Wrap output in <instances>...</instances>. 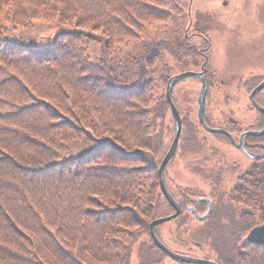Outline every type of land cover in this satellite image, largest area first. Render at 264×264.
Instances as JSON below:
<instances>
[{
	"label": "trees",
	"instance_id": "16d2710c",
	"mask_svg": "<svg viewBox=\"0 0 264 264\" xmlns=\"http://www.w3.org/2000/svg\"><path fill=\"white\" fill-rule=\"evenodd\" d=\"M1 4L8 8L2 10ZM166 4L0 0V264H129L143 235L152 249L165 254L148 228L152 219L173 211L157 171L173 137L165 142L163 110L169 104L165 94H156L153 67L166 54L180 62L201 57L202 66L208 57L207 45L191 42V33L173 42L145 39L149 20H174ZM34 18L54 24L49 45L33 47L6 37V23L28 27ZM138 38H144V47L130 54L124 48ZM93 41L100 53L97 62L89 63L86 47ZM183 120L181 115L182 126ZM250 137L252 147H263L255 142H264V134ZM74 139L84 146L72 152ZM260 183L248 180L249 196ZM168 188L180 206L172 217L175 228L185 230L187 205L200 211L205 204L190 188ZM210 216L200 220L203 229ZM195 237L192 233L186 242ZM254 246L264 250V245ZM244 254L237 249L224 258L202 257L240 264ZM147 257L140 253L139 264L158 263ZM248 262L264 264V254L253 253Z\"/></svg>",
	"mask_w": 264,
	"mask_h": 264
},
{
	"label": "rangeland",
	"instance_id": "374dc122",
	"mask_svg": "<svg viewBox=\"0 0 264 264\" xmlns=\"http://www.w3.org/2000/svg\"><path fill=\"white\" fill-rule=\"evenodd\" d=\"M166 3L174 20L167 23L149 20L143 33L145 39L165 37L173 42L191 33V42L202 48L207 45L205 52L208 57L205 68L201 64L205 60L201 57H185L184 62H180L166 54L165 59L153 67V77L157 80L156 94H165V84L170 75L186 69H203L207 79L204 116L209 125L221 126L228 122L235 138L241 130L264 125V113L255 110L248 98L249 91L264 78V0H166ZM7 8L2 5V10ZM131 21L138 23L135 17ZM30 24L21 27L6 23L5 35L33 47H44L52 42L53 23L34 18ZM143 40L132 39L126 48L122 47L131 51L130 54H137L144 47ZM86 48L89 56L85 60L97 62L99 43L93 41ZM123 58L127 60L125 56ZM164 66L167 69L162 79H158L157 75ZM199 87L200 78L189 75L177 81L171 89L173 102L183 116L184 125L181 126L177 150L163 171L167 187L172 189L174 185H180L196 193L208 194L212 204L211 216L203 229L205 221L196 219L187 209L189 222L185 230L175 228L176 219L172 218L159 223L156 229L161 240L175 251L198 256L222 255L224 258L232 256L238 249L245 253L240 264H251L248 262L251 254L257 252L259 257L264 254V250L246 238L252 226L264 222V144L258 148L251 146L252 156H249L231 144L226 134L205 130L195 112ZM255 98L264 105V88L256 93ZM162 125L166 127L165 142L168 143L176 128L169 105L164 107ZM83 146L79 139L69 142L72 152ZM252 178L262 179L259 187L256 184L252 188L255 191L253 197L249 196L251 189L246 184ZM242 207L251 211L240 213ZM192 233L196 235L195 240L186 242ZM248 242L251 245L245 246ZM131 253L129 264H139L140 253L148 259L151 255L157 264H185L152 249L145 235L136 241Z\"/></svg>",
	"mask_w": 264,
	"mask_h": 264
},
{
	"label": "water",
	"instance_id": "95a60500",
	"mask_svg": "<svg viewBox=\"0 0 264 264\" xmlns=\"http://www.w3.org/2000/svg\"><path fill=\"white\" fill-rule=\"evenodd\" d=\"M226 2V1H224ZM189 75H194L200 78V87H199V91L198 94L196 96V107H195V112H196V116L197 119L199 121L200 124L203 125L204 129L211 132H217V133H224L227 134L231 143H233V145H236L237 147L241 148L242 150H245L243 148L242 144V139L247 135V134H252V135H258V134H264V126L261 128H257V129H246L245 131L240 132L239 137H238V141L236 142L234 140V137L231 133H229L228 131H226L225 129H221V128H217V127H213V126H209L207 123H205L204 121V112H203V108H204V97H205V93L207 91L206 87H207V82H206V78H204V75L202 73L201 70H192V69H186L183 71H179L174 73L173 75H170L167 79V82L165 84V96H166V100L169 103V107H170V111L173 114V117L175 119V125H176V129L173 135L172 140L170 141L167 150L165 152V154L162 156L160 163L157 166V171H158V183L160 186V190L161 193L164 195L165 199L168 201V203H170V205L173 206L174 211L169 213L168 215H164V216H158L157 218H154L150 221L149 223V234L151 236V240L154 242V244L160 248L163 252H165L170 258L180 261V262H190V263H199V264H219L218 261H214L211 258H207V257H200V256H192L186 253H179L177 251H174L172 249H170L169 247H167V245H165V243L160 240V238H158V236L155 233V229L154 226L158 225V223L164 222L169 220L170 218H172L173 216L177 215L180 211V206L177 204L175 198L173 197L172 194H170L166 183H164V178H163V169L165 167V165L167 164V162L169 161L168 159L172 156V154L175 151V147L177 145V141L179 138V133L181 130V116L180 113L178 112V108L175 105V103L172 100V87L174 86V84L179 81L180 79H183L186 76ZM262 88H264V78L262 80H260L258 83L255 84V86L249 91L248 95H249V99H251V103L253 105V107L257 110H260L262 112H264V106H262L261 104L258 103V101L254 98V94H256L257 91L261 90ZM198 199L200 200H205L206 204H207V208L204 211V213L202 214H198L195 207L192 206H188V209L193 213V215L199 219L202 220L204 219L211 207V204L209 202V199L205 196L203 197H199ZM249 213L250 212V208H241L240 213ZM246 238L249 242H253L255 244H259V245H264V222H261V224H257L254 225L250 228V230L247 232L246 234Z\"/></svg>",
	"mask_w": 264,
	"mask_h": 264
},
{
	"label": "flooded vegetation",
	"instance_id": "af4514ba",
	"mask_svg": "<svg viewBox=\"0 0 264 264\" xmlns=\"http://www.w3.org/2000/svg\"><path fill=\"white\" fill-rule=\"evenodd\" d=\"M257 100H258V99H257ZM258 101H259V100H258ZM250 102H251V100H250ZM262 105H263V104H262ZM258 111H259V110H258ZM261 112H262V111H261ZM262 113H264V112H262ZM210 126H213V127H219V128H222V129L224 128L225 130H227V131H229L231 134H233V132H231L232 129L230 128L228 122H226L225 124L223 123V125H221V126H216V125H212V124H211ZM262 126H263V125H261V126H257V127H249V128H250V129H257V128H260V127H262ZM249 128H248V129H249ZM241 131H242V130H241ZM239 132H240V131H239ZM239 132H238V133H239ZM219 134H221V133H219ZM223 134H224V133H223ZM239 134H240V133H239ZM239 134H238V137H239ZM226 135H227V134H226ZM233 136H234V134H233ZM250 136H251V134H247L246 137H244V138L242 139V144H241V145H243V147L245 148L246 152H248L247 155H249V156L252 155V154L250 153V152H251V151H250V150H251L250 147L252 146V144H251L250 141L247 140V138H249ZM252 136H254V135H252ZM227 137H228V135H227ZM238 137H237V138L234 137V140H235L236 142L239 140ZM228 138H229V137H228ZM229 141H230V139H229ZM261 143L264 144L263 141H260V142H258V143L255 142V144H257V145H258V144H261ZM262 144H261V145H262ZM252 148H253V147H252ZM203 196L207 197V198L209 199L210 204H211V200H210L211 197H210L208 194H206V193L204 194V193H203V194L197 195L195 198H196L199 202H201L202 205H203V204L206 205V207H205L203 210L198 211V213H200V214L203 213V211L207 208V204H206L205 200L202 201V200L198 199L199 197H203ZM199 206H201V204H199ZM211 206H212V204H211Z\"/></svg>",
	"mask_w": 264,
	"mask_h": 264
}]
</instances>
